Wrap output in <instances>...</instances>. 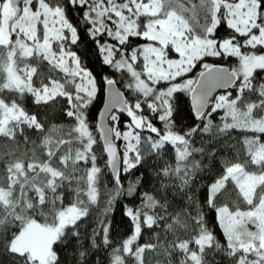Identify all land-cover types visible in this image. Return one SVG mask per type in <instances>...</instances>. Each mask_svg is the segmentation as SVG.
Returning a JSON list of instances; mask_svg holds the SVG:
<instances>
[{
	"label": "snow or ice",
	"instance_id": "6c2138e0",
	"mask_svg": "<svg viewBox=\"0 0 264 264\" xmlns=\"http://www.w3.org/2000/svg\"><path fill=\"white\" fill-rule=\"evenodd\" d=\"M0 264H264V0H0Z\"/></svg>",
	"mask_w": 264,
	"mask_h": 264
},
{
	"label": "trees",
	"instance_id": "16d2710c",
	"mask_svg": "<svg viewBox=\"0 0 264 264\" xmlns=\"http://www.w3.org/2000/svg\"><path fill=\"white\" fill-rule=\"evenodd\" d=\"M79 51L83 54L85 63L92 67L95 65L96 69H99V63L96 57L94 45H92L91 41L84 38V43L81 44ZM107 71V69H105ZM103 106V102L100 104V109ZM97 110V116L99 110ZM116 228L119 232L125 233L129 231L128 221L122 217L120 209H117L114 213ZM211 218V217H210Z\"/></svg>",
	"mask_w": 264,
	"mask_h": 264
},
{
	"label": "water",
	"instance_id": "95a60500",
	"mask_svg": "<svg viewBox=\"0 0 264 264\" xmlns=\"http://www.w3.org/2000/svg\"><path fill=\"white\" fill-rule=\"evenodd\" d=\"M102 108H103V106H102ZM102 108H101V109H102ZM97 118H98V116H97Z\"/></svg>",
	"mask_w": 264,
	"mask_h": 264
}]
</instances>
